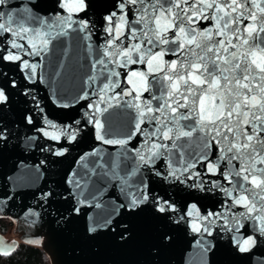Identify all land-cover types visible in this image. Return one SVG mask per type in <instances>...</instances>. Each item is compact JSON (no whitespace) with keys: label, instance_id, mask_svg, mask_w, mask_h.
Returning a JSON list of instances; mask_svg holds the SVG:
<instances>
[{"label":"snow or ice","instance_id":"obj_1","mask_svg":"<svg viewBox=\"0 0 264 264\" xmlns=\"http://www.w3.org/2000/svg\"><path fill=\"white\" fill-rule=\"evenodd\" d=\"M18 202L50 240L264 264V0H0Z\"/></svg>","mask_w":264,"mask_h":264},{"label":"water","instance_id":"obj_2","mask_svg":"<svg viewBox=\"0 0 264 264\" xmlns=\"http://www.w3.org/2000/svg\"><path fill=\"white\" fill-rule=\"evenodd\" d=\"M75 151L73 155H75ZM11 165V154H6L4 167ZM0 218H7L13 223V238L0 233V253L7 254L14 250L18 243L39 247L48 256L50 264H184L192 251L189 246L177 240L175 247L159 257H153L148 246L138 240L127 247H115L106 240L89 243L84 241L68 242L62 237L46 235V229L38 230L25 217L20 203L0 207ZM9 246H11L9 248ZM9 248L7 253L2 249ZM237 264H244L238 261Z\"/></svg>","mask_w":264,"mask_h":264},{"label":"trees","instance_id":"obj_3","mask_svg":"<svg viewBox=\"0 0 264 264\" xmlns=\"http://www.w3.org/2000/svg\"><path fill=\"white\" fill-rule=\"evenodd\" d=\"M11 225V221L4 220L3 227L5 230H8ZM0 264H50V261L39 247L18 243L11 252L0 253Z\"/></svg>","mask_w":264,"mask_h":264},{"label":"flooded vegetation","instance_id":"obj_4","mask_svg":"<svg viewBox=\"0 0 264 264\" xmlns=\"http://www.w3.org/2000/svg\"><path fill=\"white\" fill-rule=\"evenodd\" d=\"M4 220H9V219H7V218H0V233H1L3 236L9 238L10 236H9L8 233L10 232V230H11V232H12V229H13V223H12L11 220H9V221H11L12 225H11V227H10L8 230H5L4 227H3V222H4Z\"/></svg>","mask_w":264,"mask_h":264},{"label":"rangeland","instance_id":"obj_5","mask_svg":"<svg viewBox=\"0 0 264 264\" xmlns=\"http://www.w3.org/2000/svg\"><path fill=\"white\" fill-rule=\"evenodd\" d=\"M9 234V238H13V233L11 232V230H10V232L8 233Z\"/></svg>","mask_w":264,"mask_h":264}]
</instances>
